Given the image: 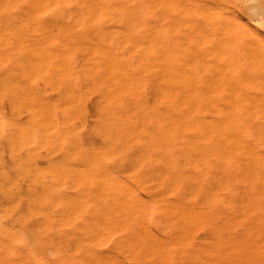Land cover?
I'll return each mask as SVG.
<instances>
[{
    "label": "clouds",
    "instance_id": "9594fccd",
    "mask_svg": "<svg viewBox=\"0 0 264 264\" xmlns=\"http://www.w3.org/2000/svg\"><path fill=\"white\" fill-rule=\"evenodd\" d=\"M0 264H264V0H0Z\"/></svg>",
    "mask_w": 264,
    "mask_h": 264
},
{
    "label": "rangeland",
    "instance_id": "374dc122",
    "mask_svg": "<svg viewBox=\"0 0 264 264\" xmlns=\"http://www.w3.org/2000/svg\"><path fill=\"white\" fill-rule=\"evenodd\" d=\"M7 158V160H6ZM5 164L6 167L11 168L13 167V162L11 161V159L7 156V154L5 155ZM6 203V202H5ZM11 221L6 222L5 227L6 228H10V229H14L15 227H18V225H14Z\"/></svg>",
    "mask_w": 264,
    "mask_h": 264
},
{
    "label": "bare ground",
    "instance_id": "6f19581e",
    "mask_svg": "<svg viewBox=\"0 0 264 264\" xmlns=\"http://www.w3.org/2000/svg\"><path fill=\"white\" fill-rule=\"evenodd\" d=\"M6 160H7V158H6ZM11 223V222H10Z\"/></svg>",
    "mask_w": 264,
    "mask_h": 264
}]
</instances>
